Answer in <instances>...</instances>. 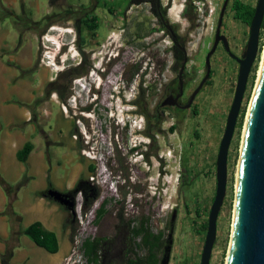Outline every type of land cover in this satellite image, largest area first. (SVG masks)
Returning <instances> with one entry per match:
<instances>
[{
	"label": "rangeland",
	"instance_id": "1",
	"mask_svg": "<svg viewBox=\"0 0 264 264\" xmlns=\"http://www.w3.org/2000/svg\"><path fill=\"white\" fill-rule=\"evenodd\" d=\"M35 1L37 6L25 12L21 22L7 15L8 11L17 13L18 7L12 10L0 3V23L12 32L11 29L27 28L29 22L36 21L39 39H46L45 55L52 60L55 48L50 43L61 46V42L70 38L66 33L72 36L70 55L73 58L69 57L68 46L61 48L54 62L57 66L53 63L54 82L67 94L63 104L66 113L80 125L86 138L84 149L96 167L92 176L98 197L85 213L80 209V213L75 214L76 236L65 264H85L80 251L84 239L95 236L111 239L121 220H132L135 226L145 218L154 234L167 222L168 229L163 234L171 240L164 245L170 248L168 264H199L205 236L201 225L208 218L215 193L216 156L234 95L238 64L219 45L210 57L209 82L195 96L192 107L184 112L175 131L168 130L175 121L163 114L156 129L158 132L153 128L149 131L150 136H146L145 120L140 122L126 112L131 108L129 100L136 101V111L145 109L155 114V106L162 101V90L170 81L176 80L179 68L173 69L170 38L163 36L160 30L150 32L157 24L149 6L129 7L127 0L121 5H118L119 0H59L55 7L49 8V0ZM160 1L167 7L170 20L179 23L185 37L186 97L197 87L205 72L204 59L212 46L224 0H215L211 16L196 12L193 2L197 0ZM232 1L229 0L226 7L220 34L227 38L231 53L237 57L244 50L248 27L231 20ZM241 1L254 7L257 0ZM99 4H106V8ZM187 4L193 7L192 15L184 17ZM109 7L112 13L107 9ZM85 14L97 17L95 32L84 27ZM12 36L10 33L8 41ZM79 36L84 39L81 45ZM263 47L264 31L260 35L259 52L248 77L228 149L226 195L216 222L210 264H225L239 148ZM40 50H44L42 46ZM80 60L82 63L87 60V63L79 65ZM79 67L83 74L64 86L65 77L61 74L79 70ZM98 67L102 69L101 73L96 70ZM140 83L146 90L144 98H137ZM44 95H47L45 91ZM52 110L56 112L57 108L52 105ZM150 142L148 147L146 143ZM159 156L163 159L159 160ZM103 201H106V213L96 221V210ZM171 217H174V230L170 236ZM138 241L135 239L132 243ZM162 250L157 252L159 262L164 255ZM133 253L143 256L145 251L133 247Z\"/></svg>",
	"mask_w": 264,
	"mask_h": 264
},
{
	"label": "crops",
	"instance_id": "2",
	"mask_svg": "<svg viewBox=\"0 0 264 264\" xmlns=\"http://www.w3.org/2000/svg\"><path fill=\"white\" fill-rule=\"evenodd\" d=\"M2 2L8 9L18 7L17 13L8 11L7 15L19 22L37 6L35 0ZM29 23L30 27L12 32L0 23V255L5 252V242L11 241L17 246L12 264H65L71 253L74 222L68 208L50 191L84 194L87 185L94 187L88 180L94 162L83 154L86 142L80 125L61 109L55 93L44 95L56 71L52 57L44 56L46 39H39L36 21ZM10 33L13 36L8 41ZM27 145L31 150L21 161L19 154ZM34 223L53 234L56 252L23 234Z\"/></svg>",
	"mask_w": 264,
	"mask_h": 264
},
{
	"label": "water",
	"instance_id": "3",
	"mask_svg": "<svg viewBox=\"0 0 264 264\" xmlns=\"http://www.w3.org/2000/svg\"><path fill=\"white\" fill-rule=\"evenodd\" d=\"M228 2L229 0H224L222 4L213 44L204 59L205 75L191 93L188 103L184 107L188 108L191 105L195 96L208 80L210 57L221 42L225 52L237 62L238 73L232 103L226 116L216 156L215 193L209 209L199 264H210L212 248L216 239V222L226 195L228 149L234 134L248 77L259 52L260 31L264 19V0H257L248 26V38L243 53L238 58L230 52L227 38L220 34ZM185 63L186 58H184L179 71V94L176 98H179L183 92L181 78ZM166 104H168V99L162 103L163 106ZM79 193L81 192L78 190L69 194L50 191V195L58 203L68 207L72 215L76 214L75 208ZM169 254L170 248L167 247L160 264H168ZM225 264H264V56L243 126L236 166L231 231Z\"/></svg>",
	"mask_w": 264,
	"mask_h": 264
},
{
	"label": "trees",
	"instance_id": "4",
	"mask_svg": "<svg viewBox=\"0 0 264 264\" xmlns=\"http://www.w3.org/2000/svg\"><path fill=\"white\" fill-rule=\"evenodd\" d=\"M59 0H49V6L55 7ZM123 0H119L118 5H121ZM143 3H151L152 12H155V0H127V5H139ZM100 5V4H99ZM106 8V4H102ZM110 13L113 12L112 8H107ZM193 7L190 4L186 5L183 14L186 16H191V11ZM254 13V7L251 4L244 3L241 0H233L230 5V18L240 22L245 26H249L250 21L252 19ZM88 15V16H87ZM84 27L91 32H95L98 28L97 17L89 14H85V19L82 21ZM264 31V19L261 25L260 35L263 34ZM80 45L84 43V39L79 36ZM174 50V55L177 54V51ZM84 65V63H82ZM80 65V64H79ZM78 65V66H79ZM67 71L62 73L61 75L65 77L64 86H68L71 80L81 74L83 71L80 70ZM76 71V72H74ZM64 88V87H63ZM45 93L47 95L51 93H55L59 99V101L64 104L67 99V94L62 90V86L57 85L56 82H51L46 86ZM141 114L144 115L143 112ZM174 127L171 128V131ZM31 150V145H27L24 147L23 151L19 154V159L24 161ZM91 174H94L96 171V167L92 165L89 168ZM94 197L92 200L83 202L81 204V211L85 213L92 205V203L97 199L98 193L97 190L93 188ZM88 192H85V194ZM106 201H103L99 208L96 210L95 218L96 221L102 218V216L106 213ZM198 214V211H197ZM121 219V217H120ZM75 222V221H74ZM133 221H120V224L125 227V230L128 232V240L126 241V249L122 252V254L116 258H110L109 253L111 252V243L112 238H102V237H88L84 239L80 244V251L82 257L85 260V264H160L159 259L157 257V252H161L164 248V241L161 240V233L156 235L150 231L147 226V220L142 219L137 225L132 226ZM207 220L201 225V231L206 232ZM23 234L29 237L35 244L40 247L45 248L49 252H56L57 244L55 242V238L52 233L45 232L38 223H34L27 227ZM76 236V228L73 226L71 228V243H74V238ZM139 239L138 243H132L133 240ZM11 241L5 242V252L0 255V263L1 264H12L11 259L13 257V251L17 247L16 244H11ZM133 247L141 248L145 251L143 256H138L133 253Z\"/></svg>",
	"mask_w": 264,
	"mask_h": 264
},
{
	"label": "flooded vegetation",
	"instance_id": "5",
	"mask_svg": "<svg viewBox=\"0 0 264 264\" xmlns=\"http://www.w3.org/2000/svg\"><path fill=\"white\" fill-rule=\"evenodd\" d=\"M141 5L149 6L150 14L154 17L155 22L157 24L156 29H150V32H157L158 30H160V32L162 33L163 36L170 38V40H171V47L170 48L172 49V53H173V56H172L173 57L172 58L173 59V69H177V67H179V68L177 71L176 80L170 81L166 85V87L162 90V101L155 106V109H154L155 114H153L151 111H147L145 109H144V111H141V110L136 111L135 110L136 101L135 100L134 101L129 100V103H130L129 105L131 106L130 111H129V115H132V117H137L138 121H140V122L143 121V119L145 120V129L148 130V131H145L146 136H150L149 131L152 130L153 128H155L154 131H156L157 127L159 128V119L163 117V114H165L166 117L170 116V118L176 122V123L175 122L172 123L168 129L170 132L173 133L176 129V125L180 121L183 120L184 112L192 107V103H191V105L188 108H184L188 103V100H189L191 93L194 91L193 90L190 93V95L184 97L185 96L184 90H185V86L187 83V82H184L185 78L187 76L186 71H185V67L187 64L186 50L184 47L185 37H183V33H182L183 31L179 29V23L170 20L168 12H167V7L165 5H163L160 0H155V9H154L155 12H152V10H151L152 9L151 3H143V4H139V5H130L129 7H132V6L138 7ZM183 15H184V17H187L186 14H183ZM219 45L224 50L221 42H219L218 46ZM173 49H175L177 51L176 55H174ZM230 52H231V50H230ZM241 55L237 56V57L240 58ZM184 58H186V63H185L183 73H182V78H181V80L183 82V92L179 98H176L177 95L179 94L178 76H179V71H180V68L182 66ZM83 62L85 65L87 63V60H85ZM81 63H82V61L80 60L78 64H81ZM204 68H205V66H204ZM96 70L100 73L102 72V69L100 67H98ZM204 75H205V72H204L202 78L204 77ZM202 78H201V80H202ZM209 78H210V75H209ZM209 78H208V80H209ZM208 80L206 81L205 84H207L209 82ZM137 86H138L137 87L138 88V91H137L138 97L137 98H141V97L144 98L146 96L145 88L142 87L141 83L138 84ZM166 99H168V104L163 106L162 103H164V101ZM141 112H143L144 115L141 114ZM172 127H174V129L171 131ZM156 132H158V131H156ZM150 144H151V142L146 143V145L148 147L150 146ZM141 156H143V155L141 154ZM158 158H159V160L163 159L162 156H159ZM90 177H93V176H90ZM90 182L93 183L92 181H90ZM85 188H86L85 192H88V194L87 193L81 194L82 203L90 201L94 197V195H93V193H94L93 188L94 187L91 188L90 184H89ZM160 190L162 191V188H160ZM71 221L72 222L75 221V215L71 214ZM169 225H170L169 232H170V236H171V235H173V230H174L172 217H171ZM115 229L116 230H115L114 235L112 237L111 252L109 253V255L111 254L110 258H118L122 254V252L126 249V241L128 240V237H129L128 232L125 230V227L120 225L119 223L116 225ZM167 229H168L167 222L165 221L164 226L160 227L159 230L156 231V233H155L156 235L161 233V235H162L161 240L164 241V245H165V243L168 244V242L170 243V241H171V240H168V238L166 237L167 235L165 236L163 234L164 231L167 232ZM168 237H169V235H168ZM164 248L166 249L167 247H164ZM165 249L162 251L165 252Z\"/></svg>",
	"mask_w": 264,
	"mask_h": 264
},
{
	"label": "built area",
	"instance_id": "6",
	"mask_svg": "<svg viewBox=\"0 0 264 264\" xmlns=\"http://www.w3.org/2000/svg\"><path fill=\"white\" fill-rule=\"evenodd\" d=\"M214 2H215V0H197L196 2H193V7L196 10V12H198L201 16H203L205 14H207V16H211L214 12V7H213ZM45 63L49 64V61L47 58H46ZM74 83L76 84V81ZM61 108L64 111H66V108L63 104L61 105ZM83 136L85 137V135H83ZM74 138H76V137L74 136ZM85 140H86V138L84 139V141ZM83 154L85 156H87L88 158L92 159V157L89 156L88 152L85 151ZM89 180L94 182L95 177H90ZM81 203H82L81 202V194H79L78 198H77V207L75 208L76 213H80Z\"/></svg>",
	"mask_w": 264,
	"mask_h": 264
},
{
	"label": "clouds",
	"instance_id": "7",
	"mask_svg": "<svg viewBox=\"0 0 264 264\" xmlns=\"http://www.w3.org/2000/svg\"><path fill=\"white\" fill-rule=\"evenodd\" d=\"M52 32V31H51ZM54 32H56V31H54ZM56 34H58V33H56ZM67 34V37H70L67 41H65V42H61L62 44H61V46L59 45V44H55V42H51L50 44H51V46L53 47V48H55V50H54V55H53V63L55 62V59H56V56H57V54L60 52V50H61V48L62 47H67V49L69 50L68 52H69V55H70V53H71V50H72V48H73V40H72V36H70V34L69 33H66ZM47 43H49V41L47 42ZM70 58H73V57H71V55L69 56ZM55 64V63H54ZM129 111H130V109H127L126 110V112L129 114Z\"/></svg>",
	"mask_w": 264,
	"mask_h": 264
},
{
	"label": "bare ground",
	"instance_id": "8",
	"mask_svg": "<svg viewBox=\"0 0 264 264\" xmlns=\"http://www.w3.org/2000/svg\"><path fill=\"white\" fill-rule=\"evenodd\" d=\"M263 56H264V47H263V50H262V53H261V60H260V65H259V69H258L257 79H258V77L260 75V72H261L262 63H263ZM242 134H243V132H242Z\"/></svg>",
	"mask_w": 264,
	"mask_h": 264
}]
</instances>
